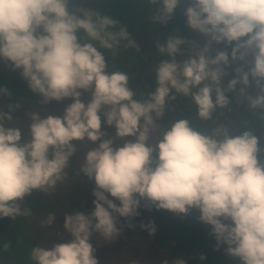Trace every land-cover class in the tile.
Returning a JSON list of instances; mask_svg holds the SVG:
<instances>
[{"label": "clouds", "instance_id": "9594fccd", "mask_svg": "<svg viewBox=\"0 0 264 264\" xmlns=\"http://www.w3.org/2000/svg\"><path fill=\"white\" fill-rule=\"evenodd\" d=\"M161 4L152 19L166 24L181 0H148ZM71 0H0V58L21 70L33 93L44 103L71 99L62 116L29 113L31 124L25 133L8 126L9 111H0V218L30 216L22 208L33 190L48 193L65 179L70 158L77 151L73 141H88L90 149L79 165L94 181V210L65 215L63 228L72 239L51 248L36 246L30 258L34 264H99L91 237L98 233L106 241L122 235L120 217L132 227L141 200L157 210L187 215L198 209L199 220L210 225L217 249L241 264H264V149L251 131L240 132L231 124L198 130L188 119H177L167 127L158 123L169 100L190 97L201 121L213 120L218 109L231 103L235 92L251 110H264V0H190L185 11L187 25L202 34L206 44L183 62L176 56L187 41L169 37L157 44L164 59L155 68L156 87L144 99H137L124 71L111 70L104 52L116 54L125 48L140 51L134 35L111 15L83 7L70 11ZM213 44L232 47L231 61L252 60L231 67L229 53L210 55ZM97 45L99 47H97ZM259 91H247L252 83ZM87 94L86 104L81 99ZM174 93V94H173ZM0 94L10 95L7 89ZM18 107V106H17ZM104 123L116 130V139L105 138ZM115 198L119 205L110 199ZM56 220L49 215L41 226ZM154 235V222L141 224ZM8 244L4 245L7 250ZM201 259H205L201 256ZM177 264H184L178 261Z\"/></svg>", "mask_w": 264, "mask_h": 264}, {"label": "rangeland", "instance_id": "374dc122", "mask_svg": "<svg viewBox=\"0 0 264 264\" xmlns=\"http://www.w3.org/2000/svg\"><path fill=\"white\" fill-rule=\"evenodd\" d=\"M158 8L156 13H158L161 4H157ZM190 5V0H181L180 5L176 9V24L170 25L169 29H172L175 33V37L183 38L187 41L184 45L181 46L180 53L176 56L177 61L183 62L184 60L189 59L194 56L196 51L199 48H202L207 39L200 34L199 32L191 29L187 25V17L185 11ZM80 8V2L74 4V7ZM88 6V5H87ZM84 6L83 8L89 9V7ZM150 6L148 0H145L142 8L144 12H147V8ZM152 9L151 12H153ZM154 20H151V23ZM167 29V30H169ZM164 40V36L161 37ZM167 41V40H164ZM218 51H227L230 57L231 67L228 69L229 75L225 77L224 86H227V81L235 77V68L240 67L242 64L247 70V62L252 60V56L249 55L247 62L245 61H231V51L232 47L226 44L216 45L213 44L212 51L210 55L215 56ZM161 60L172 58L167 55H160ZM160 60V61H161ZM160 63V62H159ZM155 64L152 68H155ZM110 72V69H108ZM5 75V78L8 81L10 95H5L3 101L9 106L12 105L15 110L11 112L13 116L16 113L19 117L17 126L26 127L27 124H31V119L29 113H39L42 118H46L48 115L53 116H62L64 114L65 108L71 104L73 101L71 99H65L61 102L55 100L44 103L43 97L39 94L33 93L28 86L27 81L22 77L21 70H13L10 62H5L0 58V75ZM243 85H237V89L232 93L230 98L231 103L228 108L220 109V112L226 114L223 118V122H216V124H231L233 127L238 129L240 132L251 131L256 135L260 144L264 146V110H251L249 108L248 102L240 96V88ZM143 90V96L140 97L141 100L146 98L148 94L155 89H150L148 85H145ZM250 95L255 96L259 89L256 88L255 83H252V86L247 89ZM18 93H21V97L17 96ZM190 99V97H185L180 95L178 98L173 100L175 105L179 101L184 99ZM81 99L86 104L90 101V97L85 93L82 95ZM244 102L242 114L238 115L239 112V103ZM169 103V102H168ZM18 106V107H17ZM9 108V107H8ZM223 110V112H222ZM186 113V111H185ZM236 113V114H235ZM188 117H192V114L186 113ZM197 116V112L195 114ZM102 118V130L105 131L108 135L105 138H114V146L119 147L125 142V140L133 139L132 137H127L124 140L116 139V130L114 127H109L104 123V117L101 113ZM161 124V120L158 121ZM167 127V126H164ZM21 128V127H20ZM76 146L77 151L70 158L69 168L65 170L66 176L65 179L61 182H58L55 188L48 193L36 190L34 194L39 197V202L32 208L30 216H18V220L14 221L11 227H14L18 223H22L28 231L29 236L35 237L32 244L25 243L22 247L23 255L28 258L32 248L36 246L40 247H49L51 248L56 243H66L69 242L72 237L66 230L63 228L65 222V215L76 212H83L86 215L91 214L94 210L95 205L93 201L95 199L93 195V189L95 188V183L92 180H89L87 176L79 170V165L85 159V153L90 149L91 145L88 141L79 142L73 141ZM264 161V158L262 159ZM28 196L25 197L22 202V208H26L23 205L29 204L27 200ZM110 199H114V202L119 205V201L115 200L109 196ZM49 206V209H45V205ZM148 201L141 200V205L138 209L139 215L132 218L131 223L132 227L127 226V220L125 218H118V227H122V235L116 240L109 242L104 241L102 248L99 246H94L96 248L95 255L99 260V264H177L180 261V257L176 254H172L168 248L160 245L159 238L161 233L162 236L165 234L162 230L167 228H174L178 222L177 215H172L170 217H163L161 220L154 218L148 211L147 207ZM49 215H54L56 217L55 222L51 226H41V220H45ZM154 222L156 226V232L154 235H149L148 231L141 227V224H147ZM15 228H18L15 226ZM20 230V228H18ZM212 233V231H211ZM26 234L23 235L22 240H26ZM125 235V237H124ZM93 234L91 237V243H94ZM96 237L99 238L97 235ZM159 237V238H158ZM2 238V234L1 237ZM1 244H9L8 238L1 239ZM100 243V242H99ZM226 245H221L217 249V242L215 237L212 240H209L204 244L196 253L211 254L214 252H221L226 254ZM19 253L18 250L11 251L5 255L4 259L11 260L14 259V255ZM17 264H28V260L22 258L17 259Z\"/></svg>", "mask_w": 264, "mask_h": 264}, {"label": "trees", "instance_id": "16d2710c", "mask_svg": "<svg viewBox=\"0 0 264 264\" xmlns=\"http://www.w3.org/2000/svg\"><path fill=\"white\" fill-rule=\"evenodd\" d=\"M80 2V6L84 7L91 5L89 8L94 12H99L101 15H111L114 19L119 21L117 31L120 26L126 27L128 32L134 35L137 43L140 45L141 50L138 52L133 48H125L123 45L126 41L122 42L121 47L117 49L116 54L114 55L112 51L99 49L104 52L106 59L110 66L111 70H119L126 72L130 77V86L136 91L137 99H141L143 96L144 86L148 85L150 89H155L156 87V75L155 68L159 64L162 57L158 51L157 44L166 42L169 37H175L176 33L169 29L170 25L176 24V14L166 23L152 22V17L155 15L158 5L146 6L147 12H144L142 6L145 0H71L70 11H75L77 6L74 7V4ZM152 9H154L153 12ZM176 12V11H175ZM169 29V30H167ZM164 36V40L161 38ZM97 47H99L97 45ZM156 65L155 68H152L153 65ZM9 86L5 75H0V89H7L9 92ZM174 94V93H173ZM4 94H0V111L8 112V105L3 101ZM17 96L20 98L21 93H18ZM180 95H177V98ZM229 99L232 97V93H228ZM168 107L166 109L165 115L161 119L162 126H168L170 122H173L177 119H188L192 121L193 126L198 128L201 131H207L212 127L216 126V122L220 123L224 121V116L220 112V109L213 116V120L210 121H201L196 114V106L190 99H184L179 101L175 105L173 100L168 101ZM239 103V102H238ZM244 102L239 103V112L238 115L242 114ZM192 114V117H188L185 113ZM223 112V110H222ZM236 114V113H235ZM227 116V115H226ZM19 117L16 113L13 115V120L7 122L8 126L12 127H21L25 136L23 137L24 141H27V131L30 124L24 126H17ZM261 148L264 149V146L260 144ZM261 160L264 158V151L260 154ZM33 190L31 195H28V203L23 206L26 208H32L39 202V197L34 194ZM149 213L156 219L161 220L163 217H170L172 215H177L167 210H157L154 206H149L147 204ZM45 209H49L48 203L45 205ZM33 210V208H32ZM200 212L198 209H192L187 215H177L178 222L174 228L165 227L162 231L165 233L163 236L161 233L159 238L160 245L168 248L172 254H176L183 261L184 264H241V261L238 258L229 256L228 254L221 252H214L211 254L200 253L197 255V251L206 244L209 240H212L214 236L212 235L211 226L204 224L199 220ZM18 220L11 219L9 217L0 218V264H17V259H26L28 264H34L30 257L26 258L23 255L22 247L25 243L32 244L35 237H31L26 231L22 223H18L15 226L20 228L11 227L14 221ZM27 235L26 240H22L23 235ZM94 243L93 246H99L102 248L103 242L106 241L98 233H94ZM8 238V249H4V245L1 243V239ZM125 237V235H124ZM92 239V238H91ZM100 242V243H99ZM107 245L109 241H106ZM18 250L19 253L14 255V259L6 260L4 259L5 255L11 251ZM201 256H204L205 259H201Z\"/></svg>", "mask_w": 264, "mask_h": 264}]
</instances>
